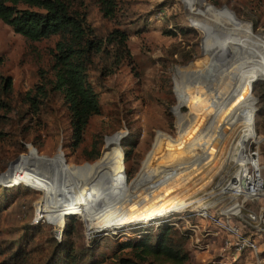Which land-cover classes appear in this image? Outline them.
<instances>
[{"label":"rangeland","instance_id":"obj_1","mask_svg":"<svg viewBox=\"0 0 264 264\" xmlns=\"http://www.w3.org/2000/svg\"><path fill=\"white\" fill-rule=\"evenodd\" d=\"M80 3L76 0L73 5L81 7ZM209 9L232 17L236 22L231 25L234 39L247 36L245 33L253 39L264 38V0H126L117 18L125 22L121 27L130 31L127 43L131 56L114 74L99 81L96 72H88L99 95L101 112L91 117L79 147L72 146L64 102L48 83L54 78L50 66L56 37L30 41L0 20V89L7 77L14 100L15 94L30 90L36 94L38 86L44 88V94L37 96V113L14 100L9 109L0 110V249L21 240L30 249L28 264H43L50 244L62 240L66 227L71 226L76 253L97 264H115L122 254V242L136 235L135 223L162 217L149 222L148 227L139 224L147 228L145 231L154 230L179 212L189 213L204 201H211L217 210L242 205L239 213L255 216L253 230L242 216L235 222L244 224L243 230L257 238L259 252L236 251L224 235L210 236L205 247L197 249L189 226L197 225L201 234L208 226L194 218L190 225L182 222L175 226L178 232L189 233L185 243L187 264H264V76L258 77L250 89L255 100L253 132L260 142L256 143L254 136L247 141L240 153L241 167L235 156L227 160L233 149L228 141L238 135L240 124L232 128L223 123V118L209 126L208 132L197 134L200 125L195 121L200 110L191 105L184 88L196 75L194 63L203 50L220 46L221 37L213 34L215 38L211 39L205 29L220 34L230 28L225 15H214ZM93 13V26L104 27L103 31L113 27V22L102 20L95 10ZM172 47L178 48L181 56H171ZM227 49L232 52V48ZM189 53L192 57L185 61ZM209 81L218 83L207 78ZM188 88L196 95L193 88ZM176 94L183 106L178 113L185 116L180 122L174 112ZM0 97H4L1 91ZM183 100L195 112L185 107ZM234 108L232 115L238 113ZM232 129L233 134L228 132ZM193 133L213 140L209 147L212 154L205 163L204 147L193 140ZM96 149L99 156L89 160ZM245 154L254 156L258 165L261 191L253 199L236 196L230 190L236 187L229 182L234 171L242 168L246 178ZM248 170L253 173L250 166ZM135 181L140 184L136 198L118 193ZM220 182L222 187H218ZM171 199L190 203L157 216L154 213L159 207L139 218L119 213L143 214L145 208L139 206ZM67 209L72 213L62 216ZM115 227L122 228L116 231Z\"/></svg>","mask_w":264,"mask_h":264},{"label":"trees","instance_id":"obj_2","mask_svg":"<svg viewBox=\"0 0 264 264\" xmlns=\"http://www.w3.org/2000/svg\"><path fill=\"white\" fill-rule=\"evenodd\" d=\"M75 1L0 0V20L10 26L15 33L30 41L56 37L54 49L51 51L50 66L54 78L48 83L51 90L59 94L64 102L69 113L72 146L79 147L91 117L101 112L99 95L88 72H96L98 81L107 78L120 68L123 61L130 58L131 53L127 43L130 31L122 28L121 25L125 22L117 18V12L126 4V0H80L81 7L73 5ZM94 10L102 20L113 22V27L103 31L104 27L93 26L91 20ZM169 52L171 56L175 54L181 56L176 47L170 48ZM191 57L189 53L184 60L187 61ZM0 91L4 96L2 99L0 97V110H7L15 97L10 78L3 79ZM32 92L33 90L24 94H15L14 102L25 104L37 113L39 103L37 96L44 94V88L38 86L37 92L34 91L36 94ZM176 97L178 102L174 112L179 114L183 106L177 94ZM184 104L190 111L195 112L187 102L184 101ZM184 118L185 116L179 114V122ZM121 154L123 162V153ZM98 156L99 149H96L88 159L94 160ZM137 181L127 190L122 187V190H119L121 193L119 191L118 193L123 197H131L129 199L136 198L140 185ZM127 183L128 178H125L124 184ZM123 191L128 192L123 193ZM121 215L131 218L140 217V214ZM1 216L0 207V218ZM73 231L71 226L66 227L62 240L50 244V251L43 264H97L96 261L93 262L83 254L75 252ZM139 235L138 238H127L122 242L119 248L122 254H118L115 264L188 263L189 254L185 251L188 231L178 232L175 225L170 222H161L154 230H142ZM19 241L7 244L4 246L5 250L0 249V264L29 263L30 249Z\"/></svg>","mask_w":264,"mask_h":264},{"label":"bare ground","instance_id":"obj_3","mask_svg":"<svg viewBox=\"0 0 264 264\" xmlns=\"http://www.w3.org/2000/svg\"><path fill=\"white\" fill-rule=\"evenodd\" d=\"M209 10L214 15H225V17L229 21L228 24L230 28H225L224 31L220 32V34H218L216 30H213L212 33L211 29H205L207 37L214 39L215 36H213V34H216L218 37H221V40H218L221 48L220 46L218 48L216 46V48H212V45H210L203 50L202 56L197 59L198 61L194 63L196 75L191 79V83L185 84L184 88L187 91V97L191 105L200 110V113L195 121L196 125H200V129L197 131V134L199 131H202L204 133V131L206 130L208 132V129H210L209 126H211L218 120H222L223 118V123L230 124L232 128L235 125L240 124L238 135L236 137L232 136L230 141H228L231 142V145H233V149L231 151L229 149L230 155L229 158H226L227 160H232L235 159V156L237 158L236 162L239 161L241 167L242 160L240 158V153L242 152L244 145L247 143V141L252 139L254 136L255 142H260V138H258L253 132L254 123L252 109L253 105L255 104V100H253L254 98L250 93V89L251 85L258 77L264 76V38L258 37L259 39H253L248 33H245L247 36L237 37V39H234V29L231 27V25L236 22L232 19V17L226 13L219 14L211 9ZM223 24L224 22L222 23V26ZM247 30L250 32L249 28ZM223 39H229V41L222 42ZM212 41L214 42V40ZM227 48H232V52H230ZM254 56H257V58H254ZM216 59H219V62H215L214 60ZM207 78L216 80V82L218 83L213 84V82H207ZM188 87L193 88L196 95H193L194 93H192ZM232 106L235 107L234 110L238 111V113L235 115L231 114ZM202 115L206 118L210 116V118H207L206 120L205 118H201ZM230 131L228 132L233 134V129L231 132ZM197 134L193 133V140L204 147L203 156L205 158L203 160V163H205L206 159L208 158V155L212 154L209 150V147L212 146L213 140L211 142V139L206 138L205 135L199 136ZM166 142L169 143L168 141ZM218 144L219 145H217V148L218 146H220V143ZM215 151H217V149H215ZM248 165L253 168L255 174H248ZM203 167L204 165H202L201 168ZM257 167L258 165L256 158L246 155V178L243 177L244 174L242 168L237 169L233 172L234 175L229 178L230 184L235 185V189L245 188L243 192H246V190H249L250 188L252 190L257 189L258 187H260V178L257 174ZM186 198L188 197H185V199ZM174 201H178L184 204L190 203L183 200L181 201L171 199L162 201L158 207L163 205V203ZM152 205L153 204L142 205L139 207L145 209L147 208V210H149L148 207H152ZM66 213L71 214L72 212L67 209L62 214V216ZM75 213H77V211ZM119 213L124 214L123 212ZM58 232H60V230H58Z\"/></svg>","mask_w":264,"mask_h":264},{"label":"built area","instance_id":"obj_4","mask_svg":"<svg viewBox=\"0 0 264 264\" xmlns=\"http://www.w3.org/2000/svg\"><path fill=\"white\" fill-rule=\"evenodd\" d=\"M249 156H251V155H249ZM252 157H254V156H252ZM248 166H250V165H248ZM252 170H253V168H252ZM248 174H249V170H248ZM253 174H255L254 171L252 174H249V175H253ZM223 190H225V189H223ZM230 190L236 196H245L249 199H253V197L257 196L259 194V192L261 191V183H260V187H258L255 190H252L250 188L249 190H246V192H243V191H237L235 189V187L230 188ZM245 194H247V195H245ZM236 206H239V207L236 209ZM236 206L229 207L228 209L223 211V210L215 209L213 202L204 201L202 204H200L199 207L192 209V210H189V213L186 211H182L181 213L179 212L177 217L171 218L169 221H170V224L175 225L176 227H179V225L182 224V222L188 223V225H190L189 223H191V219H194V218H197V219H200L201 221H203L205 223V226L206 227L208 226V229L203 231L202 234H201L200 229L197 225L191 224L189 226V230L191 232L190 235L194 237L193 239H195V241H194L195 246L199 250L202 249L203 247H205L204 242L210 236H212V235H224L225 237H227L230 246H232L236 251H249L250 253L257 255L259 252V243H258L257 238H255L252 235V232L248 233L247 231L243 230L244 224H237L235 222V219L238 218V216L239 217L242 216L245 224L248 225L249 227H251L253 230V228H255V226L251 224V221L253 219H255V216L251 212H249L248 214L239 213L242 211L243 206L242 205L241 206L236 205ZM167 215H165L164 217L165 218L168 217ZM160 218H162V217H157L155 219L146 220V221L140 222V223H144V224H146L144 226L148 227L149 222L155 221V220L160 219ZM140 223L134 224L137 227L134 230L136 235L134 234L135 236H132V237H137V238L140 237V235H139L140 232L144 229H147V228L141 227L139 225ZM126 226H128V225H126ZM122 227H115V229H116V231H118ZM137 233H138V235H137ZM125 236H126V234H125ZM127 237L132 238L130 236H127ZM127 237H126V239H127ZM202 238H205V239L202 240Z\"/></svg>","mask_w":264,"mask_h":264},{"label":"crops","instance_id":"obj_5","mask_svg":"<svg viewBox=\"0 0 264 264\" xmlns=\"http://www.w3.org/2000/svg\"><path fill=\"white\" fill-rule=\"evenodd\" d=\"M218 187H222V183L221 184H219L218 185ZM222 189V188H221ZM237 191H244L245 190V188L244 189H242V188H239V189H236ZM161 202H162V200L159 202V203H153V205H152V207H148V209L149 210H147V208L146 209H144L143 211L145 212H143V214H140L139 216L140 217H143V216H146V215H148L149 213H150V210H153V209H156V208H158V206L161 204ZM188 204H184V203H181V202H168V203H165V205H161L160 207H159V210L158 211H156V213H155V215H161V213L162 212H165V211H168L169 209H171V208H174V207H181V208H183L184 206H187ZM238 208V206H236V209Z\"/></svg>","mask_w":264,"mask_h":264},{"label":"water","instance_id":"obj_6","mask_svg":"<svg viewBox=\"0 0 264 264\" xmlns=\"http://www.w3.org/2000/svg\"><path fill=\"white\" fill-rule=\"evenodd\" d=\"M250 27H251V25H250ZM127 135V132L125 133V135L124 136H126ZM122 141V140H121ZM121 143V142H120ZM2 173H0V175H1Z\"/></svg>","mask_w":264,"mask_h":264},{"label":"clouds","instance_id":"obj_7","mask_svg":"<svg viewBox=\"0 0 264 264\" xmlns=\"http://www.w3.org/2000/svg\"><path fill=\"white\" fill-rule=\"evenodd\" d=\"M67 216H69V215H67Z\"/></svg>","mask_w":264,"mask_h":264}]
</instances>
